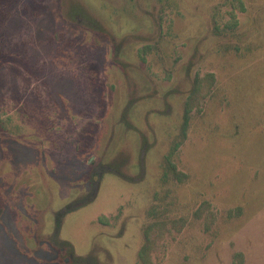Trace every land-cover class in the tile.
<instances>
[{
  "label": "rangeland",
  "instance_id": "rangeland-1",
  "mask_svg": "<svg viewBox=\"0 0 264 264\" xmlns=\"http://www.w3.org/2000/svg\"><path fill=\"white\" fill-rule=\"evenodd\" d=\"M264 264V0H0V264Z\"/></svg>",
  "mask_w": 264,
  "mask_h": 264
},
{
  "label": "trees",
  "instance_id": "trees-1",
  "mask_svg": "<svg viewBox=\"0 0 264 264\" xmlns=\"http://www.w3.org/2000/svg\"><path fill=\"white\" fill-rule=\"evenodd\" d=\"M150 229L151 228H149L147 230L148 240H149V231H150ZM150 245H151V240L148 241V246H145L144 248H142V250L139 253L140 259H141L143 264H150V259H149V256H148V250H149Z\"/></svg>",
  "mask_w": 264,
  "mask_h": 264
}]
</instances>
